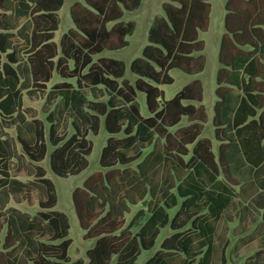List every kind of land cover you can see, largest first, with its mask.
Here are the masks:
<instances>
[{"label":"trees","instance_id":"obj_1","mask_svg":"<svg viewBox=\"0 0 264 264\" xmlns=\"http://www.w3.org/2000/svg\"><path fill=\"white\" fill-rule=\"evenodd\" d=\"M210 1L163 2L128 65L131 82L122 59L95 56L128 44L135 22L121 18L141 0H75L74 26L58 42L64 0H0V264H110L113 257L136 264L167 224L174 231L143 264H227L215 243L224 216L237 220L256 250L243 264H264V0L225 2L211 119L216 151L201 135L206 108L193 103L202 100L201 81L169 99L160 87L174 81L173 68L204 69L199 34L208 27ZM54 72L62 80L48 88ZM25 97L43 99V117ZM101 124L109 134L102 169L71 193L83 237L94 242L86 261H70L69 219L54 208L55 185L39 162L48 155L54 174H79L92 152L87 135ZM146 196L148 216L133 231L126 213ZM21 203L39 210L31 214Z\"/></svg>","mask_w":264,"mask_h":264},{"label":"rangeland","instance_id":"obj_2","mask_svg":"<svg viewBox=\"0 0 264 264\" xmlns=\"http://www.w3.org/2000/svg\"><path fill=\"white\" fill-rule=\"evenodd\" d=\"M75 0H64L63 5L61 6L59 13V24L54 33V40L59 41L60 37L64 32L69 28L73 27V22L70 17L69 8ZM166 0H141L139 7L133 11H125L122 20L128 21L133 20L135 22V27L133 32L127 36L128 44L123 48L118 50H105L97 56H110L118 59H122L126 65L127 69L124 77L128 78L131 82H134L136 75L130 72L128 65L130 61L141 54L143 46L147 43V31L148 27L151 24L153 18L156 15L163 14L162 4ZM226 0H212L210 1V20L209 25L206 31L200 32V39L204 42L203 53L206 57V64L204 69L196 74H187L181 71L178 68H173L170 70V74L173 76L174 81L170 84H163L160 87L165 92V98H171L178 90H180L186 83L191 80L198 78L203 83V98L201 101H194L196 105L202 103L207 110V120L203 124V130L201 135L206 136L212 139L213 148L216 151L217 141L214 138L213 134V125L211 122L212 116V107L216 99L215 95V76L216 71L219 66L217 54H218V45L220 36L224 31L223 27V15H224V3ZM62 78L58 75L57 72L53 73L52 78L48 82V88L58 81H61ZM72 82L74 80H71ZM136 101L139 104L140 111L143 115H147L145 95L143 92L138 91L136 96ZM25 106H31L35 108L38 112V116L43 117L41 113V105L43 99L38 98L37 100L31 101L25 97ZM187 123V119L184 117L179 125H184ZM175 127L170 128L174 130ZM68 132L70 133L71 129L68 127ZM10 134H13V131H10ZM108 133L105 131L103 125L101 124L99 132L97 134L89 133L87 137L92 142V152L88 156L89 164L88 167L80 172L77 175H69L66 177H61L54 174L49 166L48 155L39 162L46 171V175L51 178L54 182L55 190L57 193V203L55 209L64 212L70 223L68 237L71 238V245L68 250L70 261L76 259H82L86 261V249L90 247L94 239H85L83 237V230L81 229L78 219L72 204L71 193L75 187L81 186L84 179L93 173L94 171L101 170L102 168L99 165V155L101 148L105 144ZM52 149V146L49 145L48 151ZM131 166H135L133 163ZM180 200V198H179ZM148 201V196L145 197L143 202H139L136 205H131L130 211L126 213V224L134 222L132 230L135 231L147 218L148 213L146 212V204ZM21 210L28 211L31 214L36 213L39 210L37 203L33 205H28L27 203L18 204ZM178 205L169 210L170 216H173L177 210ZM142 210V213L138 218L133 219V217ZM236 209L233 210L234 214ZM189 226V225H188ZM188 226L184 227L186 229ZM238 222L228 221L227 217L224 216L220 221L218 230L216 232L215 243L217 249L222 251L226 257L227 264H243L249 260L251 256L254 255L256 251L253 248L251 240L247 237L246 232L237 231ZM174 230L170 227L169 224L165 225L160 229V232L156 238L155 245L149 250H141L136 258V264H143V262L151 256L157 249L160 247L161 241L168 235H170ZM3 234L0 236L2 237ZM110 264H115V257L112 258Z\"/></svg>","mask_w":264,"mask_h":264},{"label":"crops","instance_id":"obj_3","mask_svg":"<svg viewBox=\"0 0 264 264\" xmlns=\"http://www.w3.org/2000/svg\"><path fill=\"white\" fill-rule=\"evenodd\" d=\"M212 1V0H211ZM226 2V1H225ZM224 6H225V3H224ZM210 8H211V4H210ZM225 7H224V15H223V27H224V16H225ZM209 20H210V13H209ZM209 25V24H208ZM208 28V27H207ZM207 30V29H206ZM205 30V31H206ZM224 31H225V28H224ZM223 31V32H224ZM202 32V31H201ZM223 34V33H222ZM222 34H221V36H222ZM199 36H200V34H199ZM221 36H220V39H221ZM200 38V37H199ZM219 45H220V40H219ZM219 45H218V50H219ZM203 50H204V48H203ZM203 52V51H202ZM204 54V53H203ZM206 58V57H205ZM217 59H218V54H217ZM206 64V63H205ZM218 64H219V61H218ZM219 66H220V64H219ZM219 66H218V68H219ZM217 68V69H218ZM201 72V71H200ZM216 73H217V71H216ZM196 79V78H195ZM198 79V78H197ZM200 80V79H199ZM201 81V80H200ZM215 82H216V76H215ZM201 83H202V81H201ZM202 86H203V83H202ZM216 86H217V84H216ZM215 89H216V87H215ZM203 91H204V88H203ZM214 92H215V90H214ZM216 95V94H215ZM203 98V97H202ZM216 99H217V96H216ZM216 99H215V101H216ZM214 101V102H215ZM200 104H202V103H200ZM206 108V107H205ZM212 111H213V107H212ZM206 112H207V110H206ZM212 115H213V113H212ZM207 117H208V114H207ZM211 119H212V116H211ZM212 122V121H211Z\"/></svg>","mask_w":264,"mask_h":264}]
</instances>
